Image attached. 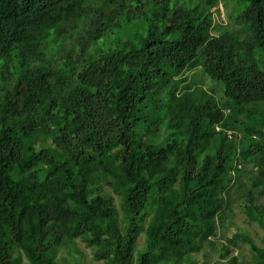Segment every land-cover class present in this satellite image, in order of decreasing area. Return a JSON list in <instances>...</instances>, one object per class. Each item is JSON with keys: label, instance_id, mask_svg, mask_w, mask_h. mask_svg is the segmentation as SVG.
Returning <instances> with one entry per match:
<instances>
[{"label": "trees", "instance_id": "16d2710c", "mask_svg": "<svg viewBox=\"0 0 264 264\" xmlns=\"http://www.w3.org/2000/svg\"><path fill=\"white\" fill-rule=\"evenodd\" d=\"M263 197L264 0H0V264H264Z\"/></svg>", "mask_w": 264, "mask_h": 264}, {"label": "rangeland", "instance_id": "374dc122", "mask_svg": "<svg viewBox=\"0 0 264 264\" xmlns=\"http://www.w3.org/2000/svg\"><path fill=\"white\" fill-rule=\"evenodd\" d=\"M216 8L219 9V13L215 11ZM212 10L215 11L214 19L216 22H220V21L225 22V11L222 6L218 5V7H215ZM262 200L264 203V197L262 198ZM235 221L238 227L246 228L249 231L250 236L254 239V241H256L258 244L261 243V238L263 234H262V231L256 226L255 223L246 221V218L243 214H239V217L236 218ZM232 230H234L233 227H232ZM143 240H144V235L143 233H141L138 236V245H142ZM78 246H79V250L83 254V257L80 256L79 258H77V260L75 261V264H100L102 263V261L97 262V261L92 260L90 251L87 247H85L84 244L79 243ZM198 258L200 259V257Z\"/></svg>", "mask_w": 264, "mask_h": 264}, {"label": "clouds", "instance_id": "9594fccd", "mask_svg": "<svg viewBox=\"0 0 264 264\" xmlns=\"http://www.w3.org/2000/svg\"><path fill=\"white\" fill-rule=\"evenodd\" d=\"M218 5L222 6L220 3H219ZM218 5H217V6H215V7H218ZM215 7H214V8H215ZM216 9H217V8H216ZM212 11H213V10H212Z\"/></svg>", "mask_w": 264, "mask_h": 264}]
</instances>
